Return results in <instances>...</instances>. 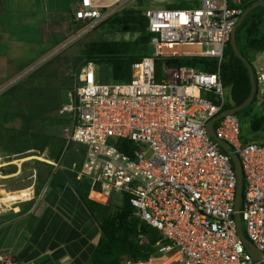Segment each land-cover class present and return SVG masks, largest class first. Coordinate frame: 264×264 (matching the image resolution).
I'll return each instance as SVG.
<instances>
[{"label":"built area","instance_id":"obj_1","mask_svg":"<svg viewBox=\"0 0 264 264\" xmlns=\"http://www.w3.org/2000/svg\"><path fill=\"white\" fill-rule=\"evenodd\" d=\"M131 1L79 0L72 35L98 29ZM244 1L199 0L187 9L146 10L152 50L133 65L128 82H101L91 61L77 69L62 113L71 121L63 129L67 144L87 149L80 178H88L91 192L107 201L113 194L127 196L141 220L161 235L151 257H127L121 264H264L239 237L237 173L208 132L209 122L228 110L220 68ZM211 63L218 65L216 72L209 71ZM253 67L254 103L264 108V61ZM241 128L238 114L214 124L216 137L240 158L242 227L264 253V140H247ZM119 140L130 142V154L118 149ZM3 211L0 203V216ZM0 264L28 263L0 253Z\"/></svg>","mask_w":264,"mask_h":264},{"label":"trees","instance_id":"obj_2","mask_svg":"<svg viewBox=\"0 0 264 264\" xmlns=\"http://www.w3.org/2000/svg\"><path fill=\"white\" fill-rule=\"evenodd\" d=\"M260 1L264 0H245L243 10L245 11L252 4ZM197 5L198 3L195 6ZM167 8L187 9L192 8V6L182 3L173 4ZM263 23L264 7H258L247 16L238 28L236 41L240 52L245 56L248 51L264 53V34L260 29ZM100 27H107L112 30L120 28L122 32L137 33L140 38L129 42L91 41L84 45L80 57L71 60L66 59V61H71L74 71L84 62H94L98 67L101 82L130 81L133 65L151 52V35L147 31V18L144 15L125 10L122 15H114L98 28ZM189 64L192 65L193 63ZM208 69L210 72H216L218 65L211 63ZM220 72L223 83L230 94L226 108L231 109L240 106L249 98L252 85L249 72L244 62L234 53L231 41L225 50V60L221 65ZM66 79L70 80L69 84L73 85L74 75L66 76ZM47 92L48 95L43 99L48 101L47 104L50 101L55 102L57 99L61 102L59 93L55 94L53 89ZM10 119H13L14 122L18 120L19 126L6 127L5 122H9ZM0 122H3V124L0 123V138L5 142L4 148L7 150L5 152L7 156L22 155L38 150L39 155H30L41 156L46 152L49 159L55 163L63 162L67 150V141L63 137V129L71 123L67 114L55 116L47 112L38 114L7 112L4 121ZM262 123L263 119L253 121L251 123L252 130L255 133L259 132ZM59 129H61V134L56 132ZM52 131L56 133L54 134ZM41 137L44 138V141L40 144L35 143ZM115 144L120 151L130 154V142L119 140ZM83 147H81L76 168L73 171L64 169L53 173V167L47 164V168L52 169H47L45 173H38L37 181L42 186L48 179L53 185L57 182L64 186L62 182H69L75 189L84 208L97 223L100 233L88 264H121L122 259L127 257L134 259L151 257L156 252L154 246L161 240V235L141 220L127 196L123 197L120 202L107 203H100L89 198L92 183L86 177L79 178L87 154L86 147ZM67 161L68 163L71 162ZM233 167L235 168L234 164ZM36 187L35 192L38 194L41 186L37 185Z\"/></svg>","mask_w":264,"mask_h":264},{"label":"rangeland","instance_id":"obj_3","mask_svg":"<svg viewBox=\"0 0 264 264\" xmlns=\"http://www.w3.org/2000/svg\"><path fill=\"white\" fill-rule=\"evenodd\" d=\"M198 1L199 0H132L124 8L123 12L126 10L143 15L148 9L167 8L173 4L186 3L194 7ZM14 22L15 26L12 30L14 31L12 42H8L9 47H11L10 53L6 58L0 59V121H4L7 112L13 114H38L47 112L55 116H65L66 114L62 113V111L68 105L70 98L68 94L70 95V93L73 92L75 86V81L73 85L71 83L69 84L70 80H67L66 76H75L77 72L74 71V66L70 63L71 61L67 62L66 59L71 60L72 58L80 57L85 47L84 45L91 41L129 42L140 38L139 34L134 32H122L120 28L112 30L107 27H100L80 37L77 36L81 34V31L77 30L74 35H66L65 39L67 42L63 44L64 48L58 52H53L51 55L50 52H48L49 47L46 46V44L42 45L34 42L41 37L40 27L38 26L40 21L38 22L32 19L28 21L30 26H25L23 21L20 20H15ZM69 30L71 31V28ZM261 31L264 34V24L261 27ZM46 36H50V33L47 32ZM30 41L31 44H28ZM150 50H152V48H150ZM246 56L253 65H256L258 61H264V54L261 52L248 51ZM50 89H53L56 92L55 94L59 93L61 102L57 99L55 101L56 103L50 101L51 103L49 102L47 104L48 101L43 100L46 98L45 96L48 95L47 91ZM244 110L239 114L242 136L254 142L264 140V132L255 133L251 128V123L253 121L264 117V108L259 107L253 102V104ZM0 123L3 124V122ZM5 124L6 127L10 128L19 126V121L16 120V122H14L13 119H10L9 122H5ZM56 132L61 134V129ZM56 132L52 131L54 134ZM43 141L44 138L41 137L35 143L40 144ZM4 143L5 142L0 138V164L8 160L13 161V164H21L22 157L30 154L39 155L38 150H33L31 153L7 156ZM66 147L67 150L63 161L68 163L67 160H69L72 163H77V158L82 146L80 144L70 143L67 144ZM42 156L48 157V154L45 152ZM28 180V174L22 173L21 181L18 179L11 183V189H17L20 187L19 183H28ZM1 197L8 198L5 192H3ZM94 199L99 202H105L104 199L96 198V196H94ZM121 199L120 194H113L108 202H120ZM76 219L86 223L83 231L86 234L87 248L91 251L94 249V244L97 242L100 229L89 214H86L85 217L79 215ZM7 221H12L15 225L0 232V253L11 254L24 260V258L20 256L21 250L28 243H33L31 240V228L34 223L27 228L29 222L28 218L13 217V215L0 218V224ZM58 254H60V252ZM69 259H63L62 257L57 258L56 252L52 254L40 252L39 255L32 258L29 264H71L72 262L69 261Z\"/></svg>","mask_w":264,"mask_h":264},{"label":"crops","instance_id":"obj_4","mask_svg":"<svg viewBox=\"0 0 264 264\" xmlns=\"http://www.w3.org/2000/svg\"><path fill=\"white\" fill-rule=\"evenodd\" d=\"M78 2L79 0H0V59L6 58L10 53L11 47L8 42H12L15 20L23 21L25 26H30L28 21L32 19L40 21L37 24L41 37L34 42L46 44L51 55L64 48L63 44L67 42L66 35L73 34L72 14ZM47 32L50 33L48 37ZM28 44H31V41ZM42 155H28L21 159V164H13L11 160L0 164V203H3L4 207L0 218L7 215L28 218L27 228L34 223L31 228L33 243H28L20 255L28 264L40 252L51 254L56 252L57 258L70 257L71 264H88L93 249L89 251L87 248L86 234L83 231L86 223L76 218L79 215L85 217L89 213L82 205L75 189L69 182H62L64 186L57 182L53 185L48 179L42 186L37 181L38 173L52 169L47 168V164L53 167L52 171L55 173L64 169L73 171L76 163L64 161L55 163ZM22 173L28 174V183H19V189H11V183L18 179L21 181ZM37 185L41 186L38 194L35 192ZM3 192L8 198L1 197ZM94 196L105 200L100 203L109 201L90 192L89 198L95 200ZM13 225L15 224L12 221L0 224V232Z\"/></svg>","mask_w":264,"mask_h":264},{"label":"water","instance_id":"obj_5","mask_svg":"<svg viewBox=\"0 0 264 264\" xmlns=\"http://www.w3.org/2000/svg\"><path fill=\"white\" fill-rule=\"evenodd\" d=\"M258 7H264V1L254 3L251 6H249L243 12L240 20L238 21V23L234 27L233 32L231 34V45L233 47L234 53L237 55V57H239L244 62L245 66L249 72L250 82L252 85L251 94H250L249 98L240 106L228 109V110L224 111L223 113L219 114L218 116H216L214 119H212L208 124V132L212 138H214L215 140L218 141V143L221 145L222 149L228 153V155L231 157V160L235 166V170L237 173V193H236V202H235V210H236L235 218L237 221V230H238L239 237L241 238V240H242L244 246L246 247L247 251L253 256V258L255 260H263L264 261V253L262 251H260L254 244H252L246 238V236L244 234L243 227H242V221H241V217H240L239 212L241 210V204H242L243 184H244L243 181L244 180H243V173H242V166H241L240 158L233 150H231V148L229 147V145L225 141L220 140L216 137V134L214 131L215 122L219 121L221 118H223L226 115H234V114L240 113L241 111H243L244 109L249 107L254 102V99H255V96L257 93V84H256L254 67H253V64L250 62V60L243 53L240 52L239 47L237 45V41H236V34H237L238 28L245 21L247 16L251 12H253L255 9H257Z\"/></svg>","mask_w":264,"mask_h":264},{"label":"bare ground","instance_id":"obj_6","mask_svg":"<svg viewBox=\"0 0 264 264\" xmlns=\"http://www.w3.org/2000/svg\"><path fill=\"white\" fill-rule=\"evenodd\" d=\"M14 199H15V198H14ZM14 199H10V200H14ZM3 201H4V200H3ZM0 202H1V201H0ZM7 202H8V200H7ZM2 204H3V203H2ZM6 205H8V204H6ZM6 205H5V206H6Z\"/></svg>","mask_w":264,"mask_h":264}]
</instances>
